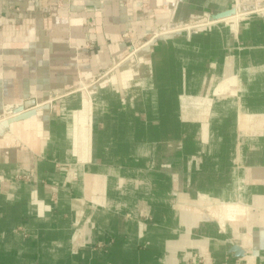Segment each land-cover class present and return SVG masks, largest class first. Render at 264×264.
Masks as SVG:
<instances>
[{
	"label": "crops",
	"instance_id": "obj_1",
	"mask_svg": "<svg viewBox=\"0 0 264 264\" xmlns=\"http://www.w3.org/2000/svg\"><path fill=\"white\" fill-rule=\"evenodd\" d=\"M235 4L0 0V264H264V11L209 20Z\"/></svg>",
	"mask_w": 264,
	"mask_h": 264
},
{
	"label": "water",
	"instance_id": "obj_2",
	"mask_svg": "<svg viewBox=\"0 0 264 264\" xmlns=\"http://www.w3.org/2000/svg\"><path fill=\"white\" fill-rule=\"evenodd\" d=\"M240 9H244V7H240ZM235 8H231V9H227V10H224V11H221V12H217V13H214V14H211L209 16V20L212 21V20H218V19H223L225 17H228L230 16L231 14H234L235 13ZM232 20V19H228V22ZM231 22V21H230ZM181 25V22H178V23H169L168 24V29H173V28H176V27H179ZM30 102H26L24 105H18L17 108L14 110L13 113H18L17 115H15L13 118L9 119V121L13 120V119H17L21 116V111L24 110V108H26V106H28ZM4 123H7V119H2L0 120V125L4 124ZM233 250L235 251V254L237 256H239L241 254L240 250L237 248V247H233Z\"/></svg>",
	"mask_w": 264,
	"mask_h": 264
},
{
	"label": "built area",
	"instance_id": "obj_3",
	"mask_svg": "<svg viewBox=\"0 0 264 264\" xmlns=\"http://www.w3.org/2000/svg\"><path fill=\"white\" fill-rule=\"evenodd\" d=\"M255 1V0H253ZM236 4L234 6L235 10L236 11H239L237 12L236 14L238 13H241L242 10L240 9V7L244 6V10L243 12H261V11H264V2L260 1V0H256L255 2H252V3H242L241 0H235ZM16 115V114H15ZM2 120V119H0Z\"/></svg>",
	"mask_w": 264,
	"mask_h": 264
},
{
	"label": "bare ground",
	"instance_id": "obj_4",
	"mask_svg": "<svg viewBox=\"0 0 264 264\" xmlns=\"http://www.w3.org/2000/svg\"><path fill=\"white\" fill-rule=\"evenodd\" d=\"M237 12H239V11H235V13H234V14H231L230 16H228V17H225V18H223V19H226V20H227V19H232V18L234 19V18H236V17H237V16H236V15H237V14H236ZM218 20H219V19H218ZM172 30H173V29H172ZM174 30H175V29H174Z\"/></svg>",
	"mask_w": 264,
	"mask_h": 264
},
{
	"label": "rangeland",
	"instance_id": "obj_5",
	"mask_svg": "<svg viewBox=\"0 0 264 264\" xmlns=\"http://www.w3.org/2000/svg\"><path fill=\"white\" fill-rule=\"evenodd\" d=\"M256 1V0H255ZM255 1H253V0H241V2L242 3H252V2H255ZM258 1V0H257ZM260 1H262V2H264V0H260Z\"/></svg>",
	"mask_w": 264,
	"mask_h": 264
}]
</instances>
